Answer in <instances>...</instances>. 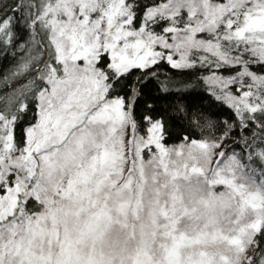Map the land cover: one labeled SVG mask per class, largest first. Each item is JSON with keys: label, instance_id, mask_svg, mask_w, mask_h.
<instances>
[{"label": "snow or ice", "instance_id": "snow-or-ice-1", "mask_svg": "<svg viewBox=\"0 0 264 264\" xmlns=\"http://www.w3.org/2000/svg\"><path fill=\"white\" fill-rule=\"evenodd\" d=\"M0 264H264V0H0Z\"/></svg>", "mask_w": 264, "mask_h": 264}]
</instances>
